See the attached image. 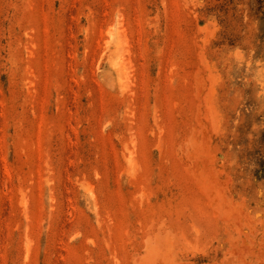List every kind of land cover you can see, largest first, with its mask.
<instances>
[{
	"label": "rangeland",
	"instance_id": "374dc122",
	"mask_svg": "<svg viewBox=\"0 0 264 264\" xmlns=\"http://www.w3.org/2000/svg\"><path fill=\"white\" fill-rule=\"evenodd\" d=\"M0 264H264V0H0Z\"/></svg>",
	"mask_w": 264,
	"mask_h": 264
}]
</instances>
